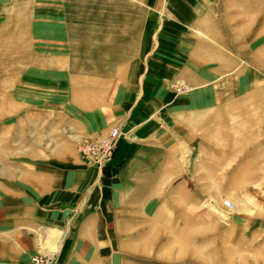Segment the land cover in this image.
I'll return each instance as SVG.
<instances>
[{
  "label": "rangeland",
  "instance_id": "rangeland-1",
  "mask_svg": "<svg viewBox=\"0 0 264 264\" xmlns=\"http://www.w3.org/2000/svg\"><path fill=\"white\" fill-rule=\"evenodd\" d=\"M106 1L0 0L4 205L28 180L36 204L48 202L51 183L73 180L67 168L84 165L82 181L99 182L94 195L109 199L105 218L94 221V236L60 230L53 250L58 262L63 243L72 240L79 250L73 264H264V0ZM125 1L132 22L144 19L140 4L148 21L162 23L158 34L146 30L147 57L158 47V62L177 75L173 93L195 107L168 114L162 157L156 115L148 118L147 165L119 189L115 175L101 179L111 176L122 127L114 125L121 134L99 168L81 156L80 140L107 133L88 135L70 121L73 103L82 99L76 75L90 68L111 73L113 59L138 45L142 29L115 27L125 19ZM93 22L114 25L101 29ZM113 84L99 94L107 98L100 105L115 102ZM39 227L30 260L40 249Z\"/></svg>",
  "mask_w": 264,
  "mask_h": 264
},
{
  "label": "crops",
  "instance_id": "crops-1",
  "mask_svg": "<svg viewBox=\"0 0 264 264\" xmlns=\"http://www.w3.org/2000/svg\"><path fill=\"white\" fill-rule=\"evenodd\" d=\"M101 1L105 5L108 2L106 0ZM139 3L147 4V0H140ZM125 4L127 7L123 11L122 18L126 20L123 19V21L116 23L117 26L115 27L124 30L135 27L142 29V32L139 33L138 45L132 53L119 54L117 58L113 59L116 62L112 63L113 70L111 73L107 70L95 73L90 68L86 69L84 73L76 75L77 78L80 77V81L77 79L78 83H76L75 90L80 89L82 99L80 102L75 101V104L73 103L74 112L71 116L74 117L70 121L75 124L77 129L80 128L88 135L107 133L110 127L114 125L122 127L124 135L119 139L118 147L110 161L111 176H105L101 179L103 183L111 182V177L115 175L114 187L119 189L126 185L125 182L130 178L131 173L143 171L145 168H141V166L147 165L146 136L147 126L151 123L148 118L152 114L156 115L158 156L162 157L164 154L163 144L168 141L165 137L167 135L166 125L169 123L168 114L170 113L172 116L176 108L195 107L194 105L187 106L184 104L185 101L180 102L173 93L171 84L177 80V75H174L169 67L158 62V47L153 57H147L151 42L149 43L146 30L153 28L157 30L156 33L158 34V27L162 23L158 22L156 17L148 21L147 7L140 4L136 6V9L138 13L144 14V19L132 22L129 1H125ZM95 24L97 28L100 25L99 28L101 29L110 28V25H114L110 22H93V27ZM165 25L169 24L165 23ZM164 28L166 27L164 26ZM117 33H121L120 35L123 36L127 35V39L131 34L129 31ZM101 35L102 37H109L110 32H102ZM92 66L93 63L86 67ZM111 78H116V83L114 81L116 89L113 90L115 102L100 105V102L107 98L106 95L99 97V94H104L103 91H112L109 87L113 84ZM86 167L84 165H79L77 168L68 167L67 172L73 174V180L60 185L51 183L49 201L40 204H36L35 201L34 182L28 180L25 187L17 188L20 190L16 193L18 196L10 197L4 205L1 193L3 192V184L0 182V264H33L30 256L35 250L34 230L37 225L40 227L41 225L50 226L39 227L37 231V234L44 233L39 236L41 248L58 247L62 235L59 230L64 228L69 230V237L95 235L93 223L105 218L104 214L109 199L105 196L94 195V191H100V187L97 186L100 185L99 182L89 185L82 181V177L88 170ZM26 172L33 174L34 170L28 167ZM104 187L105 191L106 188ZM53 189L57 190L52 191ZM100 197L104 198L101 199ZM43 204L46 207H43ZM50 231L54 233L52 234L55 236L54 241L47 237ZM78 251L72 240L70 242L69 240L68 242L65 241L62 254L58 256L59 262L73 264L72 259L75 252Z\"/></svg>",
  "mask_w": 264,
  "mask_h": 264
},
{
  "label": "built area",
  "instance_id": "built-area-1",
  "mask_svg": "<svg viewBox=\"0 0 264 264\" xmlns=\"http://www.w3.org/2000/svg\"><path fill=\"white\" fill-rule=\"evenodd\" d=\"M120 134L119 127L112 126L103 138L95 137L80 140L79 151L81 156L100 168L110 160ZM37 253L32 256L33 264H60L53 252L40 251L39 249Z\"/></svg>",
  "mask_w": 264,
  "mask_h": 264
},
{
  "label": "bare ground",
  "instance_id": "bare-ground-1",
  "mask_svg": "<svg viewBox=\"0 0 264 264\" xmlns=\"http://www.w3.org/2000/svg\"><path fill=\"white\" fill-rule=\"evenodd\" d=\"M60 231V230H59ZM58 231V232H59ZM52 231H50V235H48V238H52L53 240L52 241H54L55 240V236H52V234H54V233H51ZM57 232V231H56ZM55 232V233H56ZM57 234V233H56ZM48 242V241H47ZM51 242V241H50ZM52 248V249H51ZM43 250H45L46 252H50L51 253V251L54 253V251L56 250V248H53V246H51L50 248H41L40 247V251H43ZM54 250V251H53ZM54 255H55V253H54ZM56 256V255H55Z\"/></svg>",
  "mask_w": 264,
  "mask_h": 264
}]
</instances>
